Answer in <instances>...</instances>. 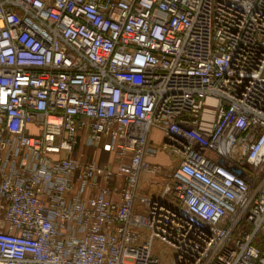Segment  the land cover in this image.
<instances>
[{
  "label": "built area",
  "instance_id": "2783aa9c",
  "mask_svg": "<svg viewBox=\"0 0 264 264\" xmlns=\"http://www.w3.org/2000/svg\"><path fill=\"white\" fill-rule=\"evenodd\" d=\"M0 203V264H264V0H0Z\"/></svg>",
  "mask_w": 264,
  "mask_h": 264
},
{
  "label": "crops",
  "instance_id": "0c3cea01",
  "mask_svg": "<svg viewBox=\"0 0 264 264\" xmlns=\"http://www.w3.org/2000/svg\"><path fill=\"white\" fill-rule=\"evenodd\" d=\"M155 130L157 132H159L157 129H154V131ZM160 137H161V134H160ZM154 140H155V142L159 143L161 139H159V140L154 139ZM81 146H82V142H81ZM83 148H86V147L83 145ZM89 152H90V156L92 158L99 160L100 162H101L102 158H105L106 162L108 160V155L106 153L100 152L98 148L91 147V148H89ZM150 160L152 162H161V163L168 165L170 167L173 166V164H174V159L172 157L166 155L165 153H162V152L159 153L158 155H156L155 157L150 158ZM101 163H104V162H101ZM146 180L153 182L154 186L156 185V182H158L157 181L158 179H155L154 177L146 178Z\"/></svg>",
  "mask_w": 264,
  "mask_h": 264
},
{
  "label": "rangeland",
  "instance_id": "374dc122",
  "mask_svg": "<svg viewBox=\"0 0 264 264\" xmlns=\"http://www.w3.org/2000/svg\"><path fill=\"white\" fill-rule=\"evenodd\" d=\"M34 131H35V129H34ZM152 134H153V138H154V139H157V140L161 139V137H160V133L157 132L156 130H155V131H152ZM101 162H106L105 158H102V159H101ZM176 162H177V160H174V164H176ZM158 179H159V178H158ZM0 205H2V203H0ZM2 210H3V208L0 207V211H1V212H2ZM161 246H162V248H164V249L167 248L166 246L161 245L160 243L156 242V247H159V248H160ZM166 250H167V249H166Z\"/></svg>",
  "mask_w": 264,
  "mask_h": 264
}]
</instances>
